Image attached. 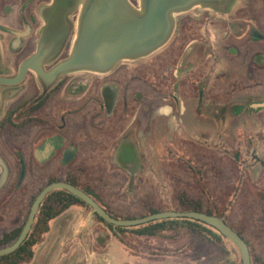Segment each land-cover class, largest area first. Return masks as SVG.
<instances>
[{
  "label": "flooded vegetation",
  "instance_id": "flooded-vegetation-1",
  "mask_svg": "<svg viewBox=\"0 0 264 264\" xmlns=\"http://www.w3.org/2000/svg\"><path fill=\"white\" fill-rule=\"evenodd\" d=\"M49 1L0 0V31L6 33L0 36L9 43L0 61V77L15 78L22 62L34 53L38 41L36 12ZM76 14L73 13V19ZM20 25L22 30H19ZM187 27H190L188 35ZM176 28V39L163 49L156 62L158 71L162 58L182 49L173 64L172 99L179 102L184 95L196 111L216 109L218 126L224 122L232 126L236 121L238 142H264V106H257L264 102V0H233L226 9L193 8L178 17ZM18 30L21 31L17 32L21 34L20 40L24 38L20 47L17 34L12 32ZM70 45L68 42L45 66L46 71L69 57ZM152 65H139L138 71L148 72ZM136 71L118 62L113 70L102 76L82 71L62 73L47 88L32 70H28L19 83H1L0 155L9 175L0 191L8 183H18L13 189H21L32 167L46 170L61 166L68 172L76 170L81 154L78 133L88 134L87 142L95 139L94 134L125 136L123 128L117 131V126L113 125L116 122L118 127L123 125L132 109L129 82L137 76ZM157 87L161 89L159 84ZM105 89L118 91L111 109L106 104ZM144 89L143 85L137 92L133 90L134 100L143 99ZM159 95L164 97L162 92ZM138 108L132 109L133 115ZM245 132H255L258 138L247 140ZM29 143L33 146L31 152L24 150ZM90 147L94 151L93 143ZM8 153H12L13 161ZM258 195L264 205V191L260 190ZM206 202L203 200L201 204L207 207ZM210 208L218 211L219 205L211 202ZM225 221L238 233L242 232L226 218Z\"/></svg>",
  "mask_w": 264,
  "mask_h": 264
},
{
  "label": "rangeland",
  "instance_id": "rangeland-1",
  "mask_svg": "<svg viewBox=\"0 0 264 264\" xmlns=\"http://www.w3.org/2000/svg\"><path fill=\"white\" fill-rule=\"evenodd\" d=\"M130 2L140 5L139 0ZM191 10L173 16L175 31L162 49L138 60L121 61L129 69L137 70L138 77L130 79L132 89L128 96L131 108L139 107L137 114L133 115L130 108L123 125L118 127L114 121L117 131L123 128L126 134L111 135L115 141L109 140L110 135L94 134L95 139L87 142L88 134L78 133L81 154L76 169H85L81 179L84 186L91 185L117 208H134L149 195L170 207L178 206L183 195L189 200L207 201L205 205L209 208L211 202H216L219 213L226 214L227 221L242 231L250 243L253 264H264V205L258 195L260 190L264 191V142H238L236 121L233 127L225 122L218 126L216 109L196 111L184 95L179 102L172 99V71L182 49L162 58L157 71L156 62L161 52L176 39L178 17ZM189 30L190 27L185 30L187 35ZM72 34L68 41L70 50L75 31ZM146 63L153 64L149 66L151 70L139 72V65ZM143 85V99L134 100L133 90L137 92ZM116 89L110 90L106 97L114 99ZM161 92L164 97L159 95ZM245 137L247 140L258 138L255 132H245ZM117 141V149L112 152V145ZM92 143L94 151L90 147ZM26 146L24 150L31 152L32 144ZM8 157L12 160V153H8ZM68 171L61 166L46 170L32 167L18 191L13 189L15 184L10 188V183L6 184L0 191V235L25 221L39 187L50 178L63 177ZM166 234L167 237H129L137 257L131 261L136 264H242L240 252L225 237L220 241L224 251L215 245V239L212 242L188 234L184 228ZM108 238L109 244L112 238ZM121 247L113 238L108 249L113 253L115 248Z\"/></svg>",
  "mask_w": 264,
  "mask_h": 264
},
{
  "label": "water",
  "instance_id": "water-1",
  "mask_svg": "<svg viewBox=\"0 0 264 264\" xmlns=\"http://www.w3.org/2000/svg\"><path fill=\"white\" fill-rule=\"evenodd\" d=\"M78 1V0H77ZM233 0H82L78 14L76 34L70 55L48 71L45 66L65 49L75 26L68 19L72 0H60L51 14L38 49L26 58L15 78L0 77V84H16L22 81L28 70L34 71L47 88L63 73L75 71L105 75L118 62L144 58L162 49L175 31L173 16L193 8L226 9ZM81 2V1H80ZM257 106H264V102ZM0 155V188L6 182L9 169ZM60 188L78 196L96 213L115 226H140L165 218H188L206 223L231 241L241 255L242 264H252L251 250L243 236L226 224L225 218L199 211H163L142 218L116 219L93 196L72 183L55 181L47 185L35 198L30 215L17 240L10 246L0 248V256L16 251L31 233L40 206L55 189Z\"/></svg>",
  "mask_w": 264,
  "mask_h": 264
},
{
  "label": "trees",
  "instance_id": "trees-1",
  "mask_svg": "<svg viewBox=\"0 0 264 264\" xmlns=\"http://www.w3.org/2000/svg\"><path fill=\"white\" fill-rule=\"evenodd\" d=\"M117 144H118V141L117 143H115L114 148ZM114 148L112 149V152H114L117 149L115 148L114 150ZM117 160H118V157H117ZM84 173H85V169L81 170L78 168L76 170L67 172L63 177L59 176V177H53V178L48 179L47 183H45L44 186L39 187L35 196L32 198L29 211H28V215H30L32 204L35 198L40 194V192L43 191V189L50 183L55 182V181H60V182L72 183L75 186L87 192L88 194H90L91 196H93L94 199L116 219L122 220V219H130V218H133V219L142 218L146 215L154 214L157 212H163L167 210L189 211V212L199 211V212H205L208 215H217V216L224 217L222 214L219 213V211L203 206L201 202H199L198 200H189V198H187L185 195H183V197L179 201V205L176 207L162 205L158 203L159 202L158 198L153 197L152 195H149L145 199L139 200L137 204L134 206V208L129 207V206L126 208L124 207L117 208V207H114L113 204L105 201L104 200L105 198L101 195V192H98L91 185L84 186L81 183V179L83 178L82 175H84ZM13 184L18 186V183H10L9 188L12 187ZM77 204L85 206L93 210L92 207H90L88 204L80 200L78 196L70 193L69 191H66L60 188H57L54 191H52L42 202L39 213L38 215H36V219L32 227V231L30 234H28L24 243L21 244L20 247L16 251L8 255H5V256L3 255L0 256V264L30 263L34 258L35 247L38 244L42 243L44 235L50 231V222L56 217L61 216L66 210H68L69 208ZM93 212L96 216L95 217L96 220L106 225L107 227H109L113 231L114 237L119 242H121L123 245H125L131 250L133 249L128 241L129 237H132V236L133 237H151V238L167 237L166 233L168 231L176 232L177 230L181 228H184L185 231L188 232V234L195 235L201 238H206V240L208 241L213 242V239H215L214 242L217 247H220V244H221L220 241L222 240V238L225 237L223 234H221L217 230L215 231L214 228L207 226L206 223L193 220V219H188L186 217L173 218V219L165 218V219L149 222V223H146L140 226L123 227V226H115L114 224L109 223L108 221L101 218L96 213V211L93 210ZM28 215H26V219L22 224L0 235V248H5L7 246H10L17 240L20 233L23 231ZM240 234L243 236L242 232ZM248 245L250 247L249 243ZM220 249L221 250L224 249L225 251L224 246L220 247ZM252 257H251V260H252ZM252 264H253V261H252Z\"/></svg>",
  "mask_w": 264,
  "mask_h": 264
},
{
  "label": "crops",
  "instance_id": "crops-1",
  "mask_svg": "<svg viewBox=\"0 0 264 264\" xmlns=\"http://www.w3.org/2000/svg\"><path fill=\"white\" fill-rule=\"evenodd\" d=\"M59 1L60 0H50L48 3L42 4L38 12H36L38 19L36 24V31L38 33L36 49H38L43 31H45L49 18ZM81 4L82 0H72V4L69 7L68 19L75 26L73 30L75 34L77 32L76 25ZM75 12H77V14L73 19V13ZM22 27L23 26L20 25L19 30H22ZM29 27L30 24L28 25V29H30ZM19 30L12 32L17 34V32H21ZM73 32H71V35ZM22 33L24 34L26 32L23 31ZM0 34L6 35V33H2V31H0ZM75 34L73 39H75ZM20 37L21 34L18 33L17 43L20 42L18 47L24 44V38L20 40ZM9 38H11V36H9ZM28 39L29 38H27V40ZM15 41L16 40H14V42ZM8 47L9 43L0 36V61L5 53V49ZM110 92L109 89L104 90L107 107L108 105H112L108 107L111 109L115 105L117 94H114V99H108L106 96ZM109 140L115 141L111 135L109 136ZM114 145H112V149ZM95 217L93 210L78 204L66 210L61 216L56 217L50 222V231L44 235L42 243L35 247L34 258L27 264H136V262L131 261V259H137L133 251L119 242L114 237L113 231L106 225L97 221ZM110 236L112 238L111 242L114 238L122 246L121 248H115V252L113 251V253L108 249L111 242L109 244L106 242ZM100 251H102V253Z\"/></svg>",
  "mask_w": 264,
  "mask_h": 264
}]
</instances>
